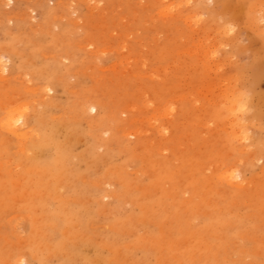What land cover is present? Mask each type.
Segmentation results:
<instances>
[{
	"label": "rangeland",
	"instance_id": "obj_1",
	"mask_svg": "<svg viewBox=\"0 0 264 264\" xmlns=\"http://www.w3.org/2000/svg\"><path fill=\"white\" fill-rule=\"evenodd\" d=\"M262 21L264 0H0V122L24 136L0 127V264H264Z\"/></svg>",
	"mask_w": 264,
	"mask_h": 264
},
{
	"label": "bare ground",
	"instance_id": "obj_2",
	"mask_svg": "<svg viewBox=\"0 0 264 264\" xmlns=\"http://www.w3.org/2000/svg\"><path fill=\"white\" fill-rule=\"evenodd\" d=\"M235 9V8H234ZM2 62V61H1ZM233 93V92H232ZM237 96H235V97H232L231 99H230V105L227 107V112H228V114H229V116L231 117V118H233L234 119V125L236 126V127H238V125L240 124V119L238 118V116H240V114H241V112H239L238 111V107L242 104L241 103V98H236ZM245 104V103H244ZM244 116V115H243ZM15 118V117H14ZM233 121V120H232ZM1 123V122H0ZM234 127V126H233ZM6 128L7 129H11V130H8V132L9 133H11L12 135H14V136H16V137H18V138H24V136H22V135H20V134H18V130H19V128L17 127V125L14 127V128H12V126L11 125H8V126H6ZM22 128V127H21ZM25 132V131H24ZM236 132V131H235ZM238 132V131H237ZM236 136V135H235ZM236 137H239V135L238 136H236ZM27 140V139H26ZM19 145V144H18ZM26 147V146H25ZM26 149H27V147L26 148H23V150L26 152ZM28 151V150H27ZM41 160V159H40ZM36 168V167H35ZM20 256V255H19ZM21 259V258H20ZM19 258H18V260L21 262V260H20ZM17 263V262H16Z\"/></svg>",
	"mask_w": 264,
	"mask_h": 264
},
{
	"label": "clouds",
	"instance_id": "obj_3",
	"mask_svg": "<svg viewBox=\"0 0 264 264\" xmlns=\"http://www.w3.org/2000/svg\"><path fill=\"white\" fill-rule=\"evenodd\" d=\"M188 3L190 4L191 0H188ZM262 23H264V21H262ZM240 96L243 97V96H245V94L241 93ZM27 111H28V109L26 107L21 108V109L18 110L17 115L22 117L23 115H25L27 113ZM238 111L241 112V113H244L246 111V105L241 104L238 107ZM242 122L243 121H241V123ZM19 123H20L19 119H15L14 117L9 116L7 120H5L4 122L0 123V127H6L8 125H11L12 128H14ZM8 130H11V129H8Z\"/></svg>",
	"mask_w": 264,
	"mask_h": 264
}]
</instances>
